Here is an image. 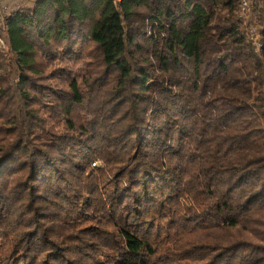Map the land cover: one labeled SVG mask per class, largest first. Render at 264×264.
<instances>
[{
    "label": "trees",
    "instance_id": "16d2710c",
    "mask_svg": "<svg viewBox=\"0 0 264 264\" xmlns=\"http://www.w3.org/2000/svg\"><path fill=\"white\" fill-rule=\"evenodd\" d=\"M0 39V264H264V0H34Z\"/></svg>",
    "mask_w": 264,
    "mask_h": 264
},
{
    "label": "rangeland",
    "instance_id": "374dc122",
    "mask_svg": "<svg viewBox=\"0 0 264 264\" xmlns=\"http://www.w3.org/2000/svg\"><path fill=\"white\" fill-rule=\"evenodd\" d=\"M34 0H0V22L4 16L10 13L13 9L25 7ZM0 47L3 49V42L0 39Z\"/></svg>",
    "mask_w": 264,
    "mask_h": 264
},
{
    "label": "built area",
    "instance_id": "2783aa9c",
    "mask_svg": "<svg viewBox=\"0 0 264 264\" xmlns=\"http://www.w3.org/2000/svg\"><path fill=\"white\" fill-rule=\"evenodd\" d=\"M241 6V9L245 11L248 8L250 0H237Z\"/></svg>",
    "mask_w": 264,
    "mask_h": 264
}]
</instances>
